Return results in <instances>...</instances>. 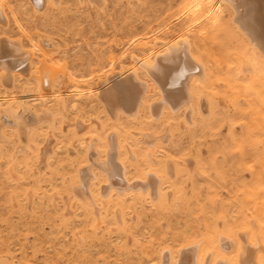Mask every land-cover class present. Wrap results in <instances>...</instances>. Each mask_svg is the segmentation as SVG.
<instances>
[{"label":"rangeland","instance_id":"1","mask_svg":"<svg viewBox=\"0 0 264 264\" xmlns=\"http://www.w3.org/2000/svg\"><path fill=\"white\" fill-rule=\"evenodd\" d=\"M101 2L2 5L0 52L15 38L34 55L0 77V264H169L192 245L205 264L251 249L247 264H264L263 57L225 3ZM178 35L205 72L188 106L153 111L162 92L141 68L135 113L104 101L112 73ZM37 41L55 68L41 78Z\"/></svg>","mask_w":264,"mask_h":264},{"label":"bare ground","instance_id":"2","mask_svg":"<svg viewBox=\"0 0 264 264\" xmlns=\"http://www.w3.org/2000/svg\"><path fill=\"white\" fill-rule=\"evenodd\" d=\"M31 1H34L37 4H39L40 7L48 6V5L53 6L54 4L58 3V0H31ZM95 1L104 2V0H95ZM205 1L206 0H192L195 14L201 13V15L202 14L207 15V13H209L212 10L220 11L222 3L223 5L225 3L232 10L231 20L234 22L236 28L241 32L243 36H245V38L248 40V43L253 48L258 50L259 54L264 59V0H207L206 2H208V5L206 3L207 5L206 9L203 8ZM3 3H4V0H0V17L1 15L3 16V14L1 13V11L3 10L2 8ZM213 13L215 12L213 11ZM16 22L19 23L18 21ZM5 42H7L8 48H7V51L4 50L0 52V64L1 66H3V68L7 70L3 69L0 77H4L5 74L9 72L8 71L9 68L11 70V68H15L18 65H23L24 67L23 66L22 67L25 69V64L26 63L28 64L27 61L30 60V55L31 57L32 55H34L29 52L30 50L29 51L23 50L22 47L19 45L17 39L15 41V38L14 40L11 38L10 39L6 38ZM31 43H32V40H31ZM38 45L39 44L37 41V44L36 43L34 44V48L36 47L35 49L39 50L41 54L40 56L41 59L39 58V64H37L36 71L39 73L38 75L41 78V75L44 73L43 70L45 71V67L51 68L52 71L55 70V68L47 64L45 60L47 56L49 57L48 54L50 50L46 48H41V46L39 47ZM188 45L189 44H188L187 38L182 35H178L176 37H173L170 40H165V41L155 40L152 44L150 53L140 56V57L139 56L133 57V64L131 66L123 67V69H120L119 71H116L115 73H112L109 77L107 76L108 79L104 83L105 87L103 85L104 88L101 89L100 91V93L102 94L101 97L104 99L106 103L109 102L110 104V102H115L116 105H118L117 108L120 107V109L126 112L127 114L135 113L137 108L143 104L142 96H145L143 95L145 94L143 90H146V87H144V83L141 82V79L139 80L138 77H136L137 69L141 68L145 70L157 82L162 92V100H160L161 99L160 97L159 100L157 99V101L154 100L152 103H149V107L153 108V111L154 109L158 111L157 108L160 107V104H162V102H169L172 107L174 108L177 107V109L179 106H181V104L184 106H188L189 101L191 99V93L189 92V87L192 85L193 81L196 78L198 80L200 79L202 80L204 73H205L203 71V68L201 70L200 64L196 60H194L196 58L193 59L194 56L192 57L191 56L192 54L190 55L189 53L190 47ZM58 64L56 65V69L59 67ZM199 71H200V74H199L200 76L199 77L195 76V74L198 73ZM55 73H52V74H55ZM14 74L15 72L12 73V75ZM50 79H51V76H50ZM116 116H117V112H115L114 116H111V117L115 118ZM113 159L114 158L112 154L107 158L105 165L107 166L109 171L112 173L113 177H118V176L121 177L119 165ZM117 181H118L117 178L115 179L113 178L114 183H119ZM239 237L241 238V236ZM239 237H235L234 239V241H236L238 245L241 244L240 242L241 240ZM242 241H245V240H242ZM225 245H228V244H225ZM242 245L244 246V244ZM247 245L245 244L246 247ZM249 246H248L249 250L253 248L251 244ZM241 248L244 249L245 247L243 248L241 246ZM242 249L241 251L239 250L240 252L238 251L239 254L244 252L242 251ZM251 250H250V253L248 252L249 255L251 256H249L248 253L247 255L245 254L244 255L240 254V256L238 255V259L241 258L242 264L243 263L247 264V262H250L251 260L248 261L250 259L249 257L254 259V257H252ZM195 253H196V245L195 246L192 245V247H188L187 250L184 249V251L179 253L180 257L178 256L179 257L178 259L175 258V259L169 260L167 257H165L164 259L166 260L167 258L169 264H205L204 263L205 261L204 262L198 261L195 258L196 257ZM207 257L205 259L210 260V258L208 257L209 258L208 259ZM224 258L226 257L224 256ZM217 260L219 259L210 260V263L211 264H225L228 261V259H226L227 261H224V262L222 261L217 262ZM252 262L255 263L254 261ZM252 262L251 264H253ZM241 263L239 262L238 264H241ZM207 264H209V262Z\"/></svg>","mask_w":264,"mask_h":264}]
</instances>
